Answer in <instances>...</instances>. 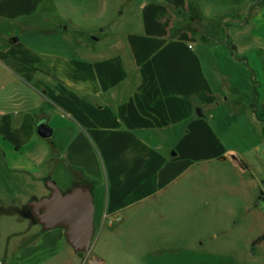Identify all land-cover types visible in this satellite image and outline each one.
I'll return each mask as SVG.
<instances>
[{
  "label": "crops",
  "instance_id": "crops-1",
  "mask_svg": "<svg viewBox=\"0 0 264 264\" xmlns=\"http://www.w3.org/2000/svg\"><path fill=\"white\" fill-rule=\"evenodd\" d=\"M59 1L0 0V169L18 177L4 183L24 181L31 200L50 194L46 177L64 191L83 181L94 195L96 232L98 224L110 234L122 225L129 234L142 232L152 207L207 204L210 187L194 178L214 163L249 168L213 122L223 92L214 81L227 79L224 43L181 24L188 0H130L129 14L120 6L100 23L104 49L68 36L71 24L79 27L71 20L78 7ZM62 7L67 23L56 19ZM94 13L104 18L106 9L83 16ZM43 118L48 137L37 131ZM47 236L64 239V229Z\"/></svg>",
  "mask_w": 264,
  "mask_h": 264
},
{
  "label": "rangeland",
  "instance_id": "rangeland-1",
  "mask_svg": "<svg viewBox=\"0 0 264 264\" xmlns=\"http://www.w3.org/2000/svg\"><path fill=\"white\" fill-rule=\"evenodd\" d=\"M62 1L61 5L69 1L78 7L72 11L71 20L79 27L71 24L68 36L97 49H104L105 44L97 40L100 23L114 19L112 15L120 6L127 14L132 8L130 0ZM232 6L230 0H188L181 24L204 40L224 43L218 45V57L227 79L220 82L214 78L223 92L213 110V122L226 146L241 152L237 157L241 164L245 157L249 168L242 170L233 160L214 163L207 174L199 172L194 178L197 185L210 187L205 194L207 204L201 203L196 209L152 207L140 233L128 234L121 225L110 234L107 227L98 224L93 245L85 253L75 252L65 238L49 241L44 237L49 230H43L20 207L30 201L32 187L24 181L18 185L4 183L18 177L2 168L0 264H93L94 255L99 253L105 254L106 264H264V239L254 243L264 235V3L244 0L243 5H236L250 16L244 22L228 25L229 17L225 21L215 18ZM100 7L106 9L104 18L98 13L83 16V12H97ZM62 9L63 17H55L67 23L69 11ZM227 41L237 45L234 54ZM23 252L33 253L23 257ZM146 252L149 254L142 255Z\"/></svg>",
  "mask_w": 264,
  "mask_h": 264
},
{
  "label": "water",
  "instance_id": "water-1",
  "mask_svg": "<svg viewBox=\"0 0 264 264\" xmlns=\"http://www.w3.org/2000/svg\"><path fill=\"white\" fill-rule=\"evenodd\" d=\"M197 111L203 114L201 107ZM37 131L41 136L48 137L53 130L43 118L37 123ZM44 181L50 194L32 198L25 205L24 213L33 215L43 230L63 228L65 239L75 252L90 251L96 232V206L91 186L87 183L76 184L64 191L51 177H46Z\"/></svg>",
  "mask_w": 264,
  "mask_h": 264
},
{
  "label": "trees",
  "instance_id": "trees-1",
  "mask_svg": "<svg viewBox=\"0 0 264 264\" xmlns=\"http://www.w3.org/2000/svg\"><path fill=\"white\" fill-rule=\"evenodd\" d=\"M232 1V3L234 4V6H232L231 8H228V10H225L224 12L218 14L215 18L220 20V21H225L228 17L227 24L230 25V23L233 22H244L247 20V18L250 16L246 14H243L240 12L239 8L236 5H243L244 4V0H230ZM252 4H257V5H261L262 3H264V0H250ZM249 15H251V13H249ZM231 51L232 54H234L236 52V50L238 49L237 45L234 42L231 41H227L226 43ZM85 183L83 181H80L78 184H82ZM25 206L23 207V213L25 212ZM25 214V213H24ZM26 215V214H25ZM29 216V215H27ZM32 217V216H30ZM264 239V235L260 236L258 239H256L254 241V243H257L259 240Z\"/></svg>",
  "mask_w": 264,
  "mask_h": 264
},
{
  "label": "flooded vegetation",
  "instance_id": "flooded-vegetation-1",
  "mask_svg": "<svg viewBox=\"0 0 264 264\" xmlns=\"http://www.w3.org/2000/svg\"><path fill=\"white\" fill-rule=\"evenodd\" d=\"M29 216H32V218L35 220V217L33 215H29ZM35 223H38V222L35 221Z\"/></svg>",
  "mask_w": 264,
  "mask_h": 264
}]
</instances>
